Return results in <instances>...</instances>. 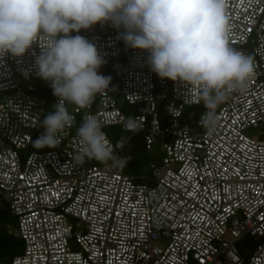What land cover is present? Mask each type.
<instances>
[{
  "label": "built area",
  "instance_id": "1",
  "mask_svg": "<svg viewBox=\"0 0 264 264\" xmlns=\"http://www.w3.org/2000/svg\"><path fill=\"white\" fill-rule=\"evenodd\" d=\"M226 17L229 44L252 58L254 75L226 92L211 129L205 107L183 121L202 103L198 88L159 77L147 50L125 44L123 27L97 22L70 35L96 45L109 89L87 108L66 102L74 123L55 148L35 147L58 100L37 74L46 40L0 57V226L12 216L7 233L23 240L0 264H264V0H227ZM86 114L122 164L81 155ZM118 127L130 136L114 137ZM136 133L154 152L151 174L126 172ZM248 236L256 245L247 259L238 243Z\"/></svg>",
  "mask_w": 264,
  "mask_h": 264
},
{
  "label": "clouds",
  "instance_id": "2",
  "mask_svg": "<svg viewBox=\"0 0 264 264\" xmlns=\"http://www.w3.org/2000/svg\"><path fill=\"white\" fill-rule=\"evenodd\" d=\"M227 0H0V57L22 56L44 38L38 75L50 81L58 100L41 121L35 147L55 148L74 117L66 106L87 108L109 89L111 76L98 73L104 59L95 44L72 31L111 21L131 48L148 51V63L161 78L198 88L211 129L226 92L243 90L254 75L252 58L230 46ZM131 119V118H130ZM97 116L86 114L77 128L82 156L100 163L118 159Z\"/></svg>",
  "mask_w": 264,
  "mask_h": 264
},
{
  "label": "trees",
  "instance_id": "3",
  "mask_svg": "<svg viewBox=\"0 0 264 264\" xmlns=\"http://www.w3.org/2000/svg\"><path fill=\"white\" fill-rule=\"evenodd\" d=\"M203 108V102L200 105L186 107L183 121L195 120ZM144 134L145 133H136L131 137L132 160L126 168V172L129 174H141L145 167V163L148 162L146 155L148 150L145 145ZM22 247L23 240L9 235L5 228H0V260H10L14 255L20 253Z\"/></svg>",
  "mask_w": 264,
  "mask_h": 264
},
{
  "label": "rangeland",
  "instance_id": "4",
  "mask_svg": "<svg viewBox=\"0 0 264 264\" xmlns=\"http://www.w3.org/2000/svg\"><path fill=\"white\" fill-rule=\"evenodd\" d=\"M111 65L113 66H118V64L120 63L119 60H114L110 62ZM116 97L120 96V93L117 92L115 94ZM126 108H128L127 105H125ZM114 137H118L119 135H125L126 137L130 136V133L122 131L121 128H115L114 129ZM156 148V156L160 159L162 157V152L160 151V148L158 147V145L155 146ZM154 152L153 150H148L146 152L147 158H148V162L145 163V167L143 168V172L142 174H151V168L149 167V164L151 162H153L154 160V156H153ZM157 164L161 163V160H158L156 162ZM1 219H2V225L0 226V228H5L6 230V225L8 224L9 226H11L12 228L16 229L17 228V223L15 222V218H13L12 216L8 215V214H3L1 215ZM239 248L241 249L242 253L245 255V257L248 259L249 255L251 254V252L254 250L256 242L253 240V238L251 237H245L243 238L239 243Z\"/></svg>",
  "mask_w": 264,
  "mask_h": 264
}]
</instances>
